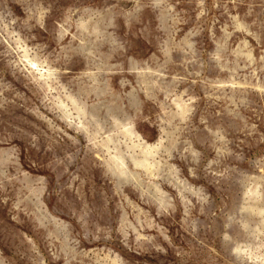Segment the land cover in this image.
Segmentation results:
<instances>
[{
    "label": "rangeland",
    "instance_id": "374dc122",
    "mask_svg": "<svg viewBox=\"0 0 264 264\" xmlns=\"http://www.w3.org/2000/svg\"><path fill=\"white\" fill-rule=\"evenodd\" d=\"M261 211L264 0H0V264H264Z\"/></svg>",
    "mask_w": 264,
    "mask_h": 264
},
{
    "label": "bare ground",
    "instance_id": "6f19581e",
    "mask_svg": "<svg viewBox=\"0 0 264 264\" xmlns=\"http://www.w3.org/2000/svg\"><path fill=\"white\" fill-rule=\"evenodd\" d=\"M22 49L24 50L26 60L33 67V69L39 73H42L43 71H39L40 69H39V66L37 65V63H35V61L30 59L31 56H30L29 50L26 49L25 47H22ZM249 59H251V58H249ZM44 76H46V73ZM51 79H52V77H50V80ZM182 112L184 115L186 114V111H182ZM122 133L125 136V138L131 142V146H132L131 149L132 150H136V149L141 150V154H142L141 159L136 158L135 156H131L132 162L135 165V167H139L142 169H148V167L151 166V163L148 160L149 159L148 156L152 155L151 150H153L157 146L145 143L142 139H140V135H138L130 126L122 127ZM107 149H108V151H110L109 146ZM124 166H125V164H122V167H124ZM151 171H152V169H151ZM262 212H264V211H261V213Z\"/></svg>",
    "mask_w": 264,
    "mask_h": 264
}]
</instances>
